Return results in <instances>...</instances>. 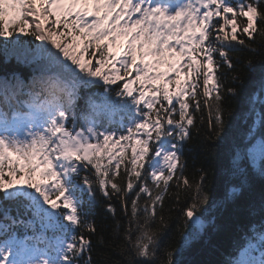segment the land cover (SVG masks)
<instances>
[{"label": "snow or ice", "instance_id": "1", "mask_svg": "<svg viewBox=\"0 0 264 264\" xmlns=\"http://www.w3.org/2000/svg\"><path fill=\"white\" fill-rule=\"evenodd\" d=\"M25 34L33 39L25 42ZM257 35L264 41V0H0V47L18 51L33 68L28 82L15 74L0 78V264H77L85 253L91 264V240L77 232H95L84 210L96 203L93 183L106 198L122 200L126 264H156L167 227L157 206L177 172V187L182 181L194 189L184 223L203 227L197 213L209 202L208 173L202 169L195 185L183 177L181 143L194 114L206 110V138L231 145L225 97L240 98L241 118L252 121L251 139L242 151L234 146V158H248L254 177L264 180V68L251 86L240 75L226 86L220 71L235 68L233 42L255 51ZM121 38V50L112 51ZM246 67L255 71L251 61ZM93 86L103 89L101 104L89 95L78 108L81 90ZM101 108L127 116L119 127H105ZM122 166L124 186L116 182ZM82 170L93 171L95 181ZM232 175L239 184L213 201L218 207L252 183L239 163ZM258 231L260 256L248 244L227 264H264V223ZM191 239L185 233L178 248L166 251V264H180Z\"/></svg>", "mask_w": 264, "mask_h": 264}, {"label": "trees", "instance_id": "2", "mask_svg": "<svg viewBox=\"0 0 264 264\" xmlns=\"http://www.w3.org/2000/svg\"><path fill=\"white\" fill-rule=\"evenodd\" d=\"M21 38L25 42L33 39L26 34L22 35ZM238 39H245L246 44L248 43L247 38L243 35H238ZM4 41L5 38L0 37V45H3ZM39 43L40 41H35V44ZM233 44L235 48L230 55L233 58L235 68L229 70L225 66L220 69L223 73V82L228 86L231 84L233 75H240L246 85L251 86L258 79L261 69L264 68V41L258 35L255 37V43L251 45L255 51L237 42H233ZM249 61L252 62L255 71H249L246 67ZM13 74L28 82L33 75V68L23 62L18 51L11 48L5 50L0 47V78L11 80ZM122 83L123 81H118V84L112 87L116 88ZM173 87L170 85V90ZM102 93L103 89L98 86L81 90V98L77 101L78 108H85L86 98L89 95H92L97 105L101 104ZM112 98L117 99L114 92ZM229 108L232 110V117L227 116V109ZM242 108L243 102L240 98L225 97L226 119L233 131L231 145L219 141L216 143L209 141L206 138L207 111L194 114L195 124L191 127V135L181 143V163L183 164V177H186L193 185L199 179L202 169L208 173L206 191L209 194V202L203 206L200 213H197L202 218L204 228L202 231H197L191 222L184 223L183 210L191 203L194 189L192 191L187 190L182 186V181L181 187H177V177L180 176V173L177 172L176 177L170 181V187L163 199V207L157 206L158 215L164 217L167 227L162 231L158 240L159 259H157L156 264H161L162 260L166 264L164 253L178 248L185 233H191L192 239L185 246L183 254L178 257L180 264H227V261L238 256L239 251L248 244L256 249L254 256H260L258 229L264 223V211H262L264 180L254 177L253 167L250 166L251 161L248 158L241 159L239 155L234 158L233 155L234 146L238 145L239 150L242 151L248 140L251 139L248 129L252 121L246 117L241 118ZM98 112L101 113L100 122L105 127L117 128L121 119L127 116L124 112L114 113L106 108L98 109ZM236 163L241 165L242 171H247L252 183L250 187L243 190L239 199L234 202L228 200L223 207H218L217 203L213 201H220L226 196L230 187L239 184V180L234 179L232 175ZM259 166L260 163L256 168ZM80 175L81 177L87 175L89 179L95 181L94 172L91 170H82ZM236 175L238 176L239 173L237 172ZM125 179L122 166L121 175L117 177L116 182L124 186ZM93 190L95 191L96 203L91 208L85 203L84 210L87 212L86 220L94 224L95 232L78 229L77 234L83 232L85 237L91 240V264H126L127 253L124 249L128 245L124 239L126 219L122 200L116 194L106 198L95 183H93ZM109 192L111 193L110 186ZM131 198L129 195V212ZM109 204L112 205L114 212L108 209ZM21 214L23 215V210H21ZM118 225L119 227H117ZM158 227V222L153 225L154 230ZM36 231L39 233L40 228L37 227ZM16 232L19 238H23L25 229L20 226L16 228ZM27 234L31 235L32 230L27 229ZM253 237L255 238L253 239ZM88 259L89 253H85L78 259L77 264H85Z\"/></svg>", "mask_w": 264, "mask_h": 264}, {"label": "rangeland", "instance_id": "3", "mask_svg": "<svg viewBox=\"0 0 264 264\" xmlns=\"http://www.w3.org/2000/svg\"><path fill=\"white\" fill-rule=\"evenodd\" d=\"M11 16H12V12L9 11L8 15L5 16V17H6L5 20L7 21L9 17L11 18ZM123 43H124V39H123V38L119 39V40L117 41V45H116L115 47L112 48V51H115V52L120 51V50H121L120 45L123 44ZM145 59L150 61V60H152L153 58H152V57H145ZM162 66H164V65H161V66H160V69L162 68ZM182 78H183V76L181 75V79H182ZM157 83H160V81H157ZM168 87H169V89H170V85H169ZM259 163H260V162L257 161L256 164H255V167H257V166L259 165ZM191 223H192V222H191ZM192 224H193V223H192ZM203 228H204V223H203V227H201V228L199 229V231H202Z\"/></svg>", "mask_w": 264, "mask_h": 264}]
</instances>
